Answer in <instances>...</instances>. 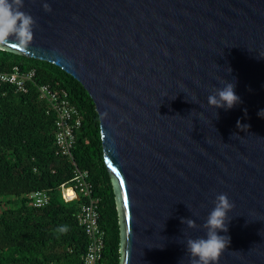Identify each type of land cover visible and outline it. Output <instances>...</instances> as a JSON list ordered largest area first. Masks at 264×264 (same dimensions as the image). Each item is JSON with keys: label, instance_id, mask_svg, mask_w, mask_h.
<instances>
[{"label": "water", "instance_id": "water-1", "mask_svg": "<svg viewBox=\"0 0 264 264\" xmlns=\"http://www.w3.org/2000/svg\"><path fill=\"white\" fill-rule=\"evenodd\" d=\"M21 10L32 41L0 49L59 67L95 104L120 264H190L186 241L207 238L220 194L234 208L214 264H264V0H24ZM225 81L241 103L210 107Z\"/></svg>", "mask_w": 264, "mask_h": 264}, {"label": "trees", "instance_id": "trees-1", "mask_svg": "<svg viewBox=\"0 0 264 264\" xmlns=\"http://www.w3.org/2000/svg\"><path fill=\"white\" fill-rule=\"evenodd\" d=\"M35 71L27 93L0 86V264H84L88 239L77 215L86 198L66 202L61 186H70L75 167L88 172L99 199V225L105 232L100 264H120L119 220L104 162L100 123L85 88L59 67L0 49V71ZM39 85L65 90L82 116L72 159L57 154L55 116L38 98ZM45 192L49 201L32 205ZM67 225V232H59Z\"/></svg>", "mask_w": 264, "mask_h": 264}, {"label": "built area", "instance_id": "built-area-1", "mask_svg": "<svg viewBox=\"0 0 264 264\" xmlns=\"http://www.w3.org/2000/svg\"><path fill=\"white\" fill-rule=\"evenodd\" d=\"M35 71H21L14 67L10 72L0 71V86L14 88L16 92L27 93L28 86L34 84ZM38 98L47 103V108L55 116V147L57 154L72 159V151L76 143V134L82 125V116L73 105L65 90H53L48 85H39ZM67 190H72L69 198L65 196ZM63 199L71 201L83 196L86 201L81 205L77 215L78 223L85 231L88 239L86 253L83 257L84 264H100L102 258L105 232L99 225V199L93 196V186L89 181L88 172L75 167L73 179L69 187L61 186ZM32 205L42 207L49 201L45 192H36L30 196Z\"/></svg>", "mask_w": 264, "mask_h": 264}, {"label": "clouds", "instance_id": "clouds-1", "mask_svg": "<svg viewBox=\"0 0 264 264\" xmlns=\"http://www.w3.org/2000/svg\"><path fill=\"white\" fill-rule=\"evenodd\" d=\"M23 5L24 0H0V48L12 40L14 46L24 49L32 41L35 21L30 14L21 10ZM43 8L45 11H51L48 3H44ZM230 71L231 69H229ZM234 89L235 83L225 81L222 88L215 89L214 94L208 96V105L215 109L233 108L241 103L240 97L236 95ZM258 115L264 117V109H261ZM237 126L239 128L248 127L241 125L239 121H237ZM214 203L215 207L203 225L207 230V238H188L186 241V252L189 254L190 264H214L230 244L229 236H222L218 233H227V222L230 221L228 213L234 208V204L229 201L226 194L218 195ZM181 223L186 224L188 228L197 227L195 221L190 218H182ZM67 230V225L58 229L61 233L67 232Z\"/></svg>", "mask_w": 264, "mask_h": 264}, {"label": "bare ground", "instance_id": "bare-ground-1", "mask_svg": "<svg viewBox=\"0 0 264 264\" xmlns=\"http://www.w3.org/2000/svg\"><path fill=\"white\" fill-rule=\"evenodd\" d=\"M72 193H73L72 190H67V191L65 192V196L67 197L68 200H69V198H70V196H71ZM77 199H78V198H77ZM74 200H76V199H74Z\"/></svg>", "mask_w": 264, "mask_h": 264}, {"label": "snow or ice", "instance_id": "snow-or-ice-1", "mask_svg": "<svg viewBox=\"0 0 264 264\" xmlns=\"http://www.w3.org/2000/svg\"><path fill=\"white\" fill-rule=\"evenodd\" d=\"M125 207H127V201H125Z\"/></svg>", "mask_w": 264, "mask_h": 264}, {"label": "rangeland", "instance_id": "rangeland-1", "mask_svg": "<svg viewBox=\"0 0 264 264\" xmlns=\"http://www.w3.org/2000/svg\"><path fill=\"white\" fill-rule=\"evenodd\" d=\"M67 186V185H66ZM67 187H69V186H67ZM72 201V200H71ZM68 202V201H67Z\"/></svg>", "mask_w": 264, "mask_h": 264}]
</instances>
